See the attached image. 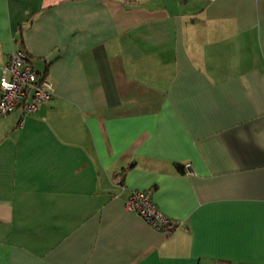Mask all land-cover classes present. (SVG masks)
<instances>
[{"label": "crops", "instance_id": "0c3cea01", "mask_svg": "<svg viewBox=\"0 0 264 264\" xmlns=\"http://www.w3.org/2000/svg\"><path fill=\"white\" fill-rule=\"evenodd\" d=\"M17 49L56 97L0 117V264H264V0H0Z\"/></svg>", "mask_w": 264, "mask_h": 264}, {"label": "built area", "instance_id": "2783aa9c", "mask_svg": "<svg viewBox=\"0 0 264 264\" xmlns=\"http://www.w3.org/2000/svg\"><path fill=\"white\" fill-rule=\"evenodd\" d=\"M55 97L54 84L36 69L24 50L17 49L3 64L0 77V117L17 110L24 116L35 114ZM125 208L140 215L157 232L166 235L174 233L180 226L178 220L161 212L147 191H134L126 199Z\"/></svg>", "mask_w": 264, "mask_h": 264}, {"label": "trees", "instance_id": "16d2710c", "mask_svg": "<svg viewBox=\"0 0 264 264\" xmlns=\"http://www.w3.org/2000/svg\"><path fill=\"white\" fill-rule=\"evenodd\" d=\"M178 168L182 171L183 170V166L182 165H178Z\"/></svg>", "mask_w": 264, "mask_h": 264}]
</instances>
